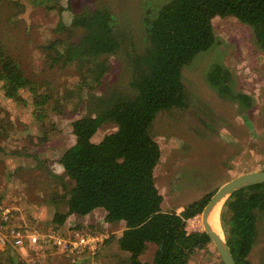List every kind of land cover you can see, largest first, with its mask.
Masks as SVG:
<instances>
[{
  "label": "rangeland",
  "instance_id": "374dc122",
  "mask_svg": "<svg viewBox=\"0 0 264 264\" xmlns=\"http://www.w3.org/2000/svg\"><path fill=\"white\" fill-rule=\"evenodd\" d=\"M168 1L44 0L43 5L37 0H0V45L21 63L27 76L43 83L47 80L46 86L38 84L43 93L45 87L55 92L48 106L38 108L28 90L23 92L24 100L14 101L0 88V264H128V255L116 252L115 237L109 242V254L101 251L105 240L95 258L85 259L88 253L70 258L48 246L35 250L15 247L11 230L20 227L28 233H46L79 228L106 236L113 230L112 225L105 224L103 214L96 223L88 220V214L68 217L66 226L53 223V211H66L65 200L59 203L63 190L60 178L55 176L60 174L57 171L63 153L76 141L72 122L94 114L91 93H137L131 85L128 52L102 55L99 61H104L108 70L99 85L90 86L83 76L92 62L53 65L47 46L58 36L66 37L56 31L60 15L71 25L76 13L108 8L115 17L118 34H123V40L126 37L129 48L133 44V49L142 53L148 45L146 19L153 18ZM54 2L63 7L61 14ZM213 26L218 42L183 69L186 106L160 111L153 122L152 132L163 152L155 181L166 211L182 212L186 205L214 194L231 179L264 170V47L258 43L254 28L234 16H217ZM81 36L82 31L77 29L72 39ZM215 64L231 73L228 94L244 92L251 97L252 106L221 96L211 85L208 74ZM117 128L114 122H106L93 140L99 142ZM225 202L219 206L221 225ZM197 229L205 230L202 226ZM115 234L110 233L109 240ZM157 248L152 243L142 260L151 262ZM249 258L252 264H264L262 213ZM190 264L223 262L212 242L196 251Z\"/></svg>",
  "mask_w": 264,
  "mask_h": 264
},
{
  "label": "trees",
  "instance_id": "16d2710c",
  "mask_svg": "<svg viewBox=\"0 0 264 264\" xmlns=\"http://www.w3.org/2000/svg\"><path fill=\"white\" fill-rule=\"evenodd\" d=\"M37 1L44 5V0ZM54 3L61 14L63 7ZM217 16H234L251 25L258 43L264 47V0H170L153 18L146 19L148 45L142 53L136 52L133 44L129 48L126 37L123 40V34H118L115 17L108 8L76 13L71 25L60 15L56 31L66 37L58 36L48 44L50 63L92 62L83 81L97 86L108 70V65L99 58L127 50L131 85L137 93L133 96L122 91L108 96L91 93L89 102L94 114L72 122L76 141L60 159L65 176H55L60 178L63 190L59 203L65 200L68 210L56 211L53 223L63 225L72 214L85 216L104 208L106 222L125 221L126 227L118 239L112 236L105 240L115 237L119 248L130 253L128 264H190L196 251L212 243L205 231L187 233L185 219L202 214L213 194L191 202L181 213L163 209L164 197L155 181V169L163 152L152 126L160 111L186 106L188 93L183 69L218 42L213 26ZM77 29L82 36L73 41ZM64 45L66 49L61 50ZM208 78L221 96L252 106L248 94H228L231 73L222 65L215 64ZM47 83L27 76L21 63L0 45V88L7 98L22 101L23 92L28 90L35 105L44 108L55 97V92L45 87L43 93L38 85ZM109 121L118 126L117 130L95 142L94 135ZM224 208L222 226L235 261L252 264L249 256L258 237L260 214H264V183L237 190L227 198ZM149 242L158 248L154 259L145 262L141 257ZM95 254L88 253V257Z\"/></svg>",
  "mask_w": 264,
  "mask_h": 264
},
{
  "label": "built area",
  "instance_id": "2783aa9c",
  "mask_svg": "<svg viewBox=\"0 0 264 264\" xmlns=\"http://www.w3.org/2000/svg\"><path fill=\"white\" fill-rule=\"evenodd\" d=\"M202 217L197 214L185 219L187 233L199 231ZM70 229V230H69ZM66 232L52 230L46 233H28L13 228L11 236L15 247L33 249L37 247H52L58 253L82 256L84 253H96L106 239V234L91 231H80L79 228H69Z\"/></svg>",
  "mask_w": 264,
  "mask_h": 264
},
{
  "label": "water",
  "instance_id": "95a60500",
  "mask_svg": "<svg viewBox=\"0 0 264 264\" xmlns=\"http://www.w3.org/2000/svg\"><path fill=\"white\" fill-rule=\"evenodd\" d=\"M264 183V170L251 171L241 174L230 181L224 183L211 197L208 204L202 212V219L204 223L205 232L209 235L212 242L219 252L223 264H237L226 237L223 238L213 229L209 223V216L213 209L223 201H226L237 190L255 184Z\"/></svg>",
  "mask_w": 264,
  "mask_h": 264
},
{
  "label": "crops",
  "instance_id": "0c3cea01",
  "mask_svg": "<svg viewBox=\"0 0 264 264\" xmlns=\"http://www.w3.org/2000/svg\"><path fill=\"white\" fill-rule=\"evenodd\" d=\"M64 172H65V170H64V167L62 166V164H60V167H59V172L57 171V173H60V174H58L59 176L60 175H63L64 174ZM66 211L68 210V207H67V204H66V209H65ZM65 211V212H66ZM56 211H53V214L55 213ZM178 212V211H177ZM178 213H181V212H178ZM102 215L103 214V218H104V222H105V224H107V225H112V227H111V229H113L110 233H116L115 235L117 236V239L120 237V235L122 234V232H123V230L125 229V227H126V224H125V221H120V222H117V223H108V222H106L105 221V216H106V214H107V211L104 209V208H97V209H95V210H93L91 213H89L87 216H88V220H90L91 222H93V223H96V221H97V217L99 216V215ZM86 216V215H85ZM73 217H82V216H78V215H76V214H72V215H70L69 216V219L70 218H73ZM66 223L67 222H65L64 224H63V226H66ZM118 224V226L119 227H117L116 229L117 230H115L114 229V227H115V225H117ZM115 230V231H114ZM110 233H108L107 234V239H109V237H110ZM109 242H111V241H107L106 243H105V245L102 247V252H104V253H108L107 252V249H108V247H109V245H110V243ZM151 242H149L148 243V247H150L151 246ZM116 252L117 253H122V252H124V254H126V255H128L127 257H129V255H130V253H128V252H125V251H122L120 248H119V245H118V243L116 244ZM109 254V253H108ZM60 255V254H59ZM90 258H95V257H91V256H89V257H85V259H90ZM104 257H102V259H103ZM128 260V259H127Z\"/></svg>",
  "mask_w": 264,
  "mask_h": 264
},
{
  "label": "bare ground",
  "instance_id": "6f19581e",
  "mask_svg": "<svg viewBox=\"0 0 264 264\" xmlns=\"http://www.w3.org/2000/svg\"><path fill=\"white\" fill-rule=\"evenodd\" d=\"M220 205H222V204L219 203L211 212V214L209 216V223L211 224L213 229L223 238L224 237L223 236V229H222V225L220 222V208H219ZM201 226L204 228L203 219H201V221H200V227Z\"/></svg>",
  "mask_w": 264,
  "mask_h": 264
}]
</instances>
